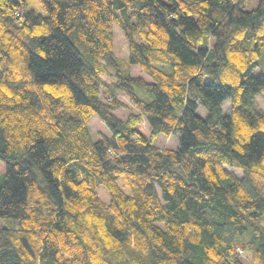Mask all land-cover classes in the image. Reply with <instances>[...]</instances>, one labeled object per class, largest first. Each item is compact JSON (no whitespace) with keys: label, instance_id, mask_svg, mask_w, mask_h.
<instances>
[{"label":"clouds","instance_id":"clouds-1","mask_svg":"<svg viewBox=\"0 0 264 264\" xmlns=\"http://www.w3.org/2000/svg\"><path fill=\"white\" fill-rule=\"evenodd\" d=\"M0 264H264V0H0Z\"/></svg>","mask_w":264,"mask_h":264}]
</instances>
